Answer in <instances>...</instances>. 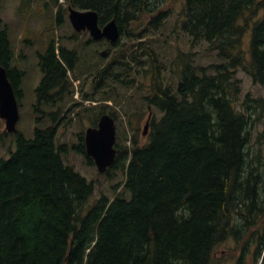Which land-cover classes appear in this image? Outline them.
<instances>
[{
	"label": "trees",
	"instance_id": "obj_1",
	"mask_svg": "<svg viewBox=\"0 0 264 264\" xmlns=\"http://www.w3.org/2000/svg\"><path fill=\"white\" fill-rule=\"evenodd\" d=\"M65 1L95 10L100 23L115 17L119 25L120 37L108 50L111 62L99 80L94 76L104 100L115 87L144 86V101L160 115L151 116L145 143L133 135L127 143V134L122 143L116 140L114 161L103 174L111 180L122 174L111 199L91 200L92 181L64 163L68 145L58 140L56 119L38 117L31 138L18 130L14 149L0 157V264H213L227 242L239 251L236 264L261 258L264 264V154L248 149L252 113L262 99L241 97L237 75L241 69L253 83L264 84V0H184L176 27L190 46L217 51L222 61L207 65L194 64L185 51L168 63L153 44L140 40L161 30L166 0L153 3L154 12L162 10L147 23V0ZM54 4L56 26L67 10L58 0ZM122 21L134 30L131 36L122 33ZM47 28L43 33L51 37L37 53L42 76L34 110L58 96L60 103L66 100V109L60 103L58 109L69 113L79 105L73 80L80 82V69L87 68L80 60L75 72L81 48L56 45L53 28ZM14 59L0 20V65L17 94L24 73ZM79 91L81 99L90 98L81 85ZM100 108L94 118L92 106L77 117H90L95 126L109 107ZM72 149L93 164L83 131Z\"/></svg>",
	"mask_w": 264,
	"mask_h": 264
},
{
	"label": "rangeland",
	"instance_id": "obj_2",
	"mask_svg": "<svg viewBox=\"0 0 264 264\" xmlns=\"http://www.w3.org/2000/svg\"><path fill=\"white\" fill-rule=\"evenodd\" d=\"M156 1L157 0H147L146 2L148 6L147 9L150 8L148 14H152V16L155 15L156 11L154 12V10H156V8L151 7ZM166 1L167 2L164 5L165 9L169 6L175 7L177 10L173 11L174 17H180L181 13L177 12L181 8V5H183L184 0ZM61 5L66 9V3L61 2ZM56 10L57 7L54 4V0H0V20L7 27L9 40L15 52L14 66L24 73L21 81L23 96L20 101L21 106L19 107L17 129L26 138L33 137L34 128L36 126V115L33 109V104L36 101L34 90L39 84L42 76V73L39 71V67L37 66V53L45 51L48 39L51 37L50 32L43 33V31L48 29L47 27L53 28L56 45L63 44L69 47L77 46L78 49H80V45L82 46L83 41L86 38V36L78 35L77 38L73 36L75 33L67 21V14H65V17L63 16V18H65L63 23H61L60 26H55L53 22ZM161 10L162 8L159 11ZM263 13L264 8L260 11L259 17H261ZM121 14L119 15L122 16ZM127 18H129V16H126V19ZM177 24V21L168 19L164 22L161 30L150 35L151 38L145 35L143 40L146 41V43L148 42L153 44L157 50L159 49L158 55L168 63L172 57H175L179 53V51L190 52L194 56V64L207 65L209 63L222 61L216 50L206 49L205 45H196L194 47L190 46L189 41L182 35L179 27H176ZM121 26L122 33H125L127 30L131 36L134 30L130 27L127 29V26L123 21ZM140 28L137 30L138 32ZM70 37H73L74 39H70ZM126 39L127 38H125V40ZM123 41L124 38H121V42ZM131 43L132 41L130 40L129 44ZM106 48L107 47L105 45L99 46V48L96 49L97 52H92L93 55L89 54L85 57V59L90 61H96L97 66H100V72L96 74L94 73L96 69L92 70L88 68L87 72H83L84 68H82L80 69L82 70V79L80 83L76 82L78 90L81 85L83 92L87 93L90 99L94 100L96 103L93 104L89 101H85L83 103L80 91H78L79 93L75 92L73 101L79 103V105L73 107V110L68 113L70 119L72 118L71 122L69 124L62 123L57 131L58 140L68 145L67 152L62 155L64 163L72 166L88 181H92L93 183V195L91 196V200L93 198H98L100 195H105L111 198L115 193L113 185L122 178V174L119 172L118 176H116L115 179L112 178L113 180H111L107 178L106 175H103L104 173L99 172L93 164L89 163L85 156L72 149V145L77 143V134L80 131L84 132L85 128L91 124L90 117L85 116L84 119H79L77 117V112L82 110L84 107H88L86 105H89V107L95 105L92 106L95 107V110L90 112L92 114L91 117L94 118V116L100 112L101 105L106 104L109 107L105 109L106 112L116 113V118L114 119L116 127V140L122 143L124 134H127V143L129 142V137L132 135L135 136L136 140L140 143H145L147 141L146 136L142 135V129L149 113L148 105L143 99L145 95L144 86H142V89H138L141 88V86L136 85L128 90L115 87L110 93V100L105 101L104 96L101 94L100 86H97L94 82V76L96 75V78L99 80L101 72L105 69L107 64L111 62L110 57L112 51H109L106 58L100 59V57H98L100 51ZM92 50L95 51V48ZM82 57L83 53L78 51V57L75 62V72L77 73V68ZM114 59L118 60L117 56H115ZM130 71H136L135 67L132 66ZM142 72L143 70L141 69L138 73ZM167 72L170 73L169 68H167ZM68 74L70 76L72 75L70 71H68ZM237 75L241 78V97L248 95L250 98L262 99V105L257 107L255 112L252 113L254 123L249 129L248 149L250 152L260 151L263 155L264 84L253 83L251 78L241 69L237 70ZM139 80L140 78L137 77V81ZM121 97L122 99H120ZM113 98L118 101L116 104ZM53 99L58 100L60 98L57 96ZM51 101L47 103H50ZM47 103L43 104L45 105ZM44 110L48 111L49 107L46 106ZM151 111L152 115H160L156 109L151 108ZM36 113V119L39 117L41 120H45V116L42 112L37 111ZM3 128L4 122L0 119V131H2ZM16 137L17 135L15 133H0V157L6 158L10 155V150H13L15 147ZM11 147L13 148L11 149ZM119 190L120 188H118L117 191ZM231 246L232 247H229L227 242L225 247L217 249L213 264H234V259L238 255L239 251L235 248L233 243H231ZM224 250H227L228 252L225 253Z\"/></svg>",
	"mask_w": 264,
	"mask_h": 264
},
{
	"label": "water",
	"instance_id": "obj_3",
	"mask_svg": "<svg viewBox=\"0 0 264 264\" xmlns=\"http://www.w3.org/2000/svg\"><path fill=\"white\" fill-rule=\"evenodd\" d=\"M69 19L77 31L88 30L95 39L105 37L114 41L119 35L115 20H111L101 28L98 25L97 12L92 9L69 7ZM0 117L4 119L5 130L17 131L16 123L19 117L17 99L6 69L2 65H0ZM150 117L151 111L144 125L143 134L147 132ZM115 140L114 119L107 113L100 116L95 127L86 129L84 135L86 154L93 159L99 172H105L112 165L116 155Z\"/></svg>",
	"mask_w": 264,
	"mask_h": 264
},
{
	"label": "flooded vegetation",
	"instance_id": "obj_4",
	"mask_svg": "<svg viewBox=\"0 0 264 264\" xmlns=\"http://www.w3.org/2000/svg\"><path fill=\"white\" fill-rule=\"evenodd\" d=\"M167 2V1H166ZM166 2L163 4V5H165L166 4ZM174 10H177L175 7H171V6H169L168 8H166V10H163V11H161V12H163V14H164V16H166V20H168V19H173L174 21H177V22H180V17H174V15H173V11ZM181 11H182V5H181V8L178 10V12L177 13H181ZM160 11L159 10H157L156 12H155V14H158ZM150 18H152V14H146V15H144V22H149V19ZM107 22V21H106ZM105 22V23H106ZM105 23H100L99 22V20H98V25L102 28L103 26H104V24ZM78 35L79 36H86V38L84 39V41H83V44H82V46L80 45V48H81V52L83 53V57H82V59H81V61L83 62V64L85 65V68H88V69H92V70H94V69H96V71H94V73H98V72H100V66H97V62L96 61H90V60H88V59H85V57L87 56V55H89V54H92L93 55V53L92 52H97L96 51V49L97 48H99V46H102V45H105L107 48L106 49H103V50H101L100 51V53H99V56L98 57H100V59H103V58H106V56H107V54H108V50H110L111 48H112V45H114L115 43H113V42H109L107 39H105V38H100V39H98V40H93V37L91 36V34H90V32L88 31V30H81V32H79V34H74L73 36L75 37V38H77L78 37ZM73 38V37H72ZM144 39V38H143ZM143 39H140V40H143ZM79 45V44H78ZM111 47V48H110ZM93 48H95V51H93L92 49ZM89 51V52H88ZM104 51V54H102V52ZM132 68V67H131ZM130 68V69H131ZM129 69V70H130ZM20 70V69H19ZM21 71V70H20ZM23 72V71H22ZM96 76V75H95ZM22 81V80H21ZM36 89V88H35ZM34 93H35V96L37 97V93L35 92V90H34ZM22 90H21V83H20V85H19V91H18V93H17V100H18V105L19 106H21V103H20V101H21V99H22ZM65 98H63V102L62 103H60V101L59 100H57V99H53L50 103H47L46 104V106L47 107H49V110L48 111H46V112H49V113H46V116H45V119L46 120H49V121H54L55 119H56V132L58 131V129H59V127H60V125L63 123L62 121L64 120V118L66 117V116H68V112L66 111V110H64V109H66V105H64V102L66 101V100H64ZM59 103L61 104V108H64V109H62V110H59L58 109V105H59ZM36 105H38L37 104V101H35V103L33 104V109H34V107L36 106ZM65 106V107H64ZM37 111H40V112H42L43 113V109H41V108H35V110H34V112H35V115H36V117H35V120H36V118H37ZM66 111V112H65ZM44 114V113H43ZM48 114L50 115V117L48 116ZM56 115V116H55ZM230 245V244H229ZM229 247H231V246H229ZM228 251L227 250H225V253H227ZM262 255L264 254V249H262V253H261ZM239 253H238V255L235 257V259H234V264H236V262H237V260L239 259ZM251 260L253 259V257L251 256V257H249ZM251 260H250V262H251ZM261 262H262V258L259 260V264H261Z\"/></svg>",
	"mask_w": 264,
	"mask_h": 264
},
{
	"label": "bare ground",
	"instance_id": "obj_5",
	"mask_svg": "<svg viewBox=\"0 0 264 264\" xmlns=\"http://www.w3.org/2000/svg\"><path fill=\"white\" fill-rule=\"evenodd\" d=\"M97 15H98V20H99V14L97 13ZM111 20H115V23H116V26H117V28H118V31L120 32V29H119V25H118V23H117V21H116V18L115 17H112V18H110L109 20H107V22L105 23V24H107L108 22H110ZM104 24V25H105ZM59 57V56H58ZM60 58V57H59ZM37 120V119H36ZM128 198V197H127ZM111 199V198H110Z\"/></svg>",
	"mask_w": 264,
	"mask_h": 264
}]
</instances>
